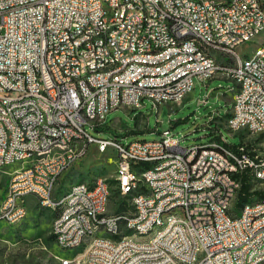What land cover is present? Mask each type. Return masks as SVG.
Instances as JSON below:
<instances>
[{
  "label": "built area",
  "instance_id": "1",
  "mask_svg": "<svg viewBox=\"0 0 264 264\" xmlns=\"http://www.w3.org/2000/svg\"><path fill=\"white\" fill-rule=\"evenodd\" d=\"M107 4H114L112 19H104ZM262 6L263 0H0V68H6L0 75V170L14 167L0 219L18 221L27 213V196L34 194L58 207L59 244L71 251L88 243L87 264H180L171 257L158 262V254L167 255L168 240L138 244V253H131L126 238L93 237V228L117 232L123 225L108 220L101 178L76 186L68 208L48 200L89 146L104 148L114 140L125 179L122 197L128 200L129 185L149 188V195L128 200L130 224L150 232L161 216L179 215L204 237L200 264H264V205L251 209L245 220L236 218V205L234 217H227L229 190L239 196L243 174L251 183L264 182V171H257L264 161L260 150L244 140L229 143L223 134L227 154L200 150V144L183 147L171 129L160 139L129 144L86 129L105 127L112 110L139 108L145 99L179 106L194 91L195 79L220 77L222 70H213V63H237L235 84L226 90L233 93L227 125L232 132L263 134L264 51H240L256 42L264 27ZM187 32L196 33L194 43H183ZM113 34H120V42H113ZM81 37H89L90 45L79 47ZM197 44H204V51H197ZM117 54H124L126 68L105 72V63L117 61ZM88 64H95V71H88ZM176 74H183V81H176ZM164 77H174V84H164ZM85 78H93L96 88L87 89ZM236 86H243V94H236ZM79 88L87 89V104L78 101ZM12 102H22V109L12 110ZM83 112L94 114V122L85 121ZM40 113L57 120V128L47 129ZM50 142H60V149H50ZM148 160H159V167L138 170V163ZM134 203H141V213H133ZM19 204H26V211H19ZM86 213H93V220H86ZM170 239L184 246L177 223ZM93 245H101V254L88 260ZM64 260L69 264L72 258Z\"/></svg>",
  "mask_w": 264,
  "mask_h": 264
},
{
  "label": "rangeland",
  "instance_id": "2",
  "mask_svg": "<svg viewBox=\"0 0 264 264\" xmlns=\"http://www.w3.org/2000/svg\"><path fill=\"white\" fill-rule=\"evenodd\" d=\"M256 45V42H250L241 46L240 51L251 53ZM195 82L194 91L179 106L157 105L145 99L139 108L121 106L112 110L107 115L105 127L95 130L87 126L86 129L95 137L118 138L125 144L157 140L163 130L171 129L183 147L211 142L223 134L229 143L244 140L264 155V133L253 136L246 132H232L227 125L233 93L226 90L233 86L234 80L220 76L205 83L199 79ZM214 112L218 116L210 119ZM113 150L109 147L103 152L98 144L89 146L87 154L61 176L56 195L65 193L73 183L105 178L111 189L109 212L127 210L128 200L120 194L115 179L117 164ZM13 170L14 167L0 170V206ZM251 189L264 190V182H252ZM33 198L34 195L28 196L29 214L23 222L7 224L0 219V264H63L62 260L68 258H72V264H83L88 243L71 251L59 246L52 234V220L57 208L45 209ZM257 199L260 198L253 196L249 201ZM148 238V235L142 237Z\"/></svg>",
  "mask_w": 264,
  "mask_h": 264
},
{
  "label": "bare ground",
  "instance_id": "3",
  "mask_svg": "<svg viewBox=\"0 0 264 264\" xmlns=\"http://www.w3.org/2000/svg\"><path fill=\"white\" fill-rule=\"evenodd\" d=\"M208 3H215V0H208ZM262 13H264V6H262ZM114 14V4H107L104 12V19H112ZM196 41L195 32H187L186 36H183V43H194ZM113 42H120V34H113ZM256 47L250 54L260 55L264 51V27L259 28L258 38L256 39ZM90 45L89 37H81L79 39V47H86ZM197 51H204V44H197ZM126 68V61H124V54H117V61H109L105 63V72H117L120 69ZM213 70L220 71V76L227 77L234 80L235 75L232 73L237 72V63H213ZM88 71H95V64H88ZM0 75H6V68H0ZM176 81H183V74H176ZM164 84H174V77H164ZM85 87L87 89L96 88V81L93 78H85ZM86 88H79L78 101L80 104L88 103V92ZM236 94H243V86H236ZM121 107V106H120ZM129 107V106H125ZM22 109V102H12V110ZM83 119L87 122H94V114L91 112H83ZM40 122L47 123V129L57 128V120H49L47 113H40ZM109 147L117 149V142L114 140H107L104 148H100L105 152ZM50 149H60V142H50ZM200 150L204 151H216L220 154H227V146L225 143L218 140H211V142L201 143ZM117 175L116 181L120 194H124L125 179L121 177V164L116 161ZM159 167V160L141 161L138 163V170H152ZM257 171H264V161L257 163ZM87 181L77 182L70 185L69 189L57 197L55 195L57 186H53V192H48V200L60 202L61 208H68L74 201V194L76 186H84ZM101 183L106 189L104 210L108 213V220L111 222L121 221L123 225H120V230L116 232L115 228L100 227L93 228V237L116 239V241H126L129 243V250L131 253H138V244L142 246H152L156 241H167L165 245L166 254H158L159 263H169V257L175 262L180 264H200L204 257V237H198L195 234V228L191 220L179 218V215L161 216V222L154 224L150 232L148 230L137 229L136 224H130L129 220L132 219V209L130 206L127 210H123L119 213H110L108 203L111 198V189L105 178H101ZM140 195H149V188L145 186H128V200L137 201ZM238 201V195L236 190H229V199L227 201V217H234V210ZM44 207L54 208L53 204L39 201ZM264 205V198H260L254 201H247L236 210V218L238 220H245L250 214L251 209H259ZM58 208V207H56ZM19 211H26V204H19ZM28 213V210H27ZM27 213H22L18 217V221L13 224H17L24 220ZM133 213H141V203H134ZM4 217V210H0V218ZM86 220H93V213H86ZM174 223H177L178 235H183L184 246L179 244L176 239L173 238ZM57 227V216L55 217L52 225V234L55 237L58 245L70 250V247H64V244H59L60 238H63V231H55ZM105 231V233H102ZM148 235V239H142L143 236ZM86 243H81L80 247ZM88 247V246H87ZM88 250V248H87ZM190 252V253H189ZM101 254V245H93L88 253V260H95L98 255ZM63 264H66V260H62ZM73 260L69 262L72 264ZM83 264H87V259H84Z\"/></svg>",
  "mask_w": 264,
  "mask_h": 264
},
{
  "label": "trees",
  "instance_id": "4",
  "mask_svg": "<svg viewBox=\"0 0 264 264\" xmlns=\"http://www.w3.org/2000/svg\"><path fill=\"white\" fill-rule=\"evenodd\" d=\"M218 141L221 140V136H216ZM254 195H257L259 198H264V190H255L251 191V181L247 174H243L242 178V187L239 192L237 206L240 207L247 201L251 200ZM53 236V235H52ZM54 237V236H53Z\"/></svg>",
  "mask_w": 264,
  "mask_h": 264
},
{
  "label": "crops",
  "instance_id": "5",
  "mask_svg": "<svg viewBox=\"0 0 264 264\" xmlns=\"http://www.w3.org/2000/svg\"><path fill=\"white\" fill-rule=\"evenodd\" d=\"M30 195H34V194H30ZM30 195H28V196H30ZM55 195H56V192H55ZM28 196H27V204H28V202H29V200H28ZM57 196V195H56ZM57 197H59V196H57ZM34 200H36L37 201V203H39V205L41 206V207H43V208H45V209H47L48 207H44V206H42L41 204H40V202L38 201V199H37V197L34 195V198H33ZM27 210H28V213H27V216H28V214H29V204H28V207H27ZM55 214V216L53 217V220H52V225H53V221H54V219H55V217L57 216V214H58V208H57V211L54 213ZM27 216H26V218H27ZM25 218V219H26ZM24 219V220H25ZM23 220V221H24ZM22 221V222H23ZM21 223V222H20Z\"/></svg>",
  "mask_w": 264,
  "mask_h": 264
}]
</instances>
